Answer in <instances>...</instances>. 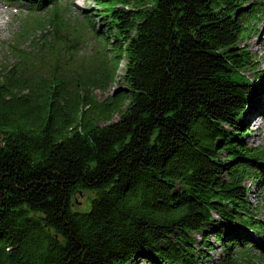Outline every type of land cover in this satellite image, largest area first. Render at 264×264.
<instances>
[{"label": "trees", "instance_id": "16d2710c", "mask_svg": "<svg viewBox=\"0 0 264 264\" xmlns=\"http://www.w3.org/2000/svg\"><path fill=\"white\" fill-rule=\"evenodd\" d=\"M257 2L96 0L89 61L64 28L26 45L40 20L0 43V264H207L211 235L220 264L264 251L246 185L264 189V147L244 140ZM122 58L127 86L99 99Z\"/></svg>", "mask_w": 264, "mask_h": 264}, {"label": "rangeland", "instance_id": "374dc122", "mask_svg": "<svg viewBox=\"0 0 264 264\" xmlns=\"http://www.w3.org/2000/svg\"><path fill=\"white\" fill-rule=\"evenodd\" d=\"M100 6L96 3V0H58L56 4L46 5H34L30 0H0V18L4 14L9 15V19L0 25V43H8L17 38V35L25 20H40L42 25H38L32 30L29 38H26V45L31 43V39H35L38 42V38L50 31L51 35L56 28H64L63 32L66 37L71 35H80L84 40L83 45L79 52L75 54L78 61L91 60L93 53L97 49V38L88 30L87 21L83 18L85 15H91L93 9H98ZM17 9L18 11L13 13L11 9ZM256 8L259 12V18L251 24L248 34L242 40V46L244 49L253 54L255 57V68H248L245 74L251 78L256 75L257 72L264 73V0H258ZM96 23H100L99 16L93 17ZM31 38V39H30ZM127 70V61L122 58L118 61V65L115 73V80L110 88L105 91H96L95 94L99 99H104L107 96L113 94L117 89L124 88L126 83L124 82V75ZM258 92H264V83L259 82ZM252 99V106L245 114L246 126L252 129L251 133L245 137V142L251 147H264V105L257 103V96ZM257 99V100H256ZM261 102V101H260ZM260 104V109L257 113V119L251 121L249 114L252 112L253 107ZM120 118L118 114H114L111 118L112 121H116ZM104 124L105 121H101ZM246 185L251 187L249 194L250 200L255 208L254 216L256 218L264 220V189L257 185L253 179H248ZM87 192L82 196H77L76 205L77 208L89 206V195ZM255 196V197H254ZM250 232V230H248ZM256 235V234H253ZM198 239L202 238L201 235H197ZM211 244H214L216 249L209 251L210 259L207 260V264H220L222 258L226 255L225 247L221 241H218L215 236L211 235L209 238ZM261 241V238L258 239ZM238 253L240 252L239 248ZM249 251L251 255L247 258L241 257L240 254H236L234 264H264V251L258 250L256 246H250ZM135 264H146L144 259L138 258Z\"/></svg>", "mask_w": 264, "mask_h": 264}, {"label": "bare ground", "instance_id": "6f19581e", "mask_svg": "<svg viewBox=\"0 0 264 264\" xmlns=\"http://www.w3.org/2000/svg\"><path fill=\"white\" fill-rule=\"evenodd\" d=\"M257 96V95H256ZM258 98V100H257V103H261V104H263L264 105V92L262 93H259L258 94V96H257ZM261 101V102H260ZM260 107V104H257L256 106H254L253 107V110H252V112L249 114V119L251 120V121H253L254 119L256 120L257 119V113H258V111H259V108Z\"/></svg>", "mask_w": 264, "mask_h": 264}, {"label": "clouds", "instance_id": "9594fccd", "mask_svg": "<svg viewBox=\"0 0 264 264\" xmlns=\"http://www.w3.org/2000/svg\"><path fill=\"white\" fill-rule=\"evenodd\" d=\"M17 11H18V10L15 9V8L11 9V12H13V13H15V12H17ZM8 19H9V15L4 14V15L2 16V18H0V25H3V23H4L5 21H7Z\"/></svg>", "mask_w": 264, "mask_h": 264}]
</instances>
